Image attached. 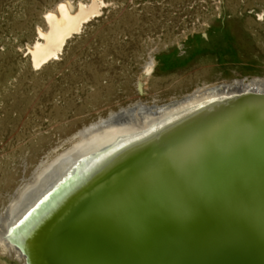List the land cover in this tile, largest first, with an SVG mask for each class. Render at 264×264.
<instances>
[{
    "label": "bare ground",
    "instance_id": "bare-ground-1",
    "mask_svg": "<svg viewBox=\"0 0 264 264\" xmlns=\"http://www.w3.org/2000/svg\"><path fill=\"white\" fill-rule=\"evenodd\" d=\"M104 4L60 0L49 9L48 28L38 26L40 38L27 46L34 66L59 58ZM155 67L151 55L145 74ZM249 94H264V78L207 83L167 103L138 100L85 125L12 196L0 244L22 264H264V139L205 131ZM243 207L251 208L246 221L232 220ZM168 216L193 234L162 229ZM228 216L233 224L219 222ZM245 226L262 244L231 258L226 248ZM191 236L202 239L199 248Z\"/></svg>",
    "mask_w": 264,
    "mask_h": 264
},
{
    "label": "rangeland",
    "instance_id": "rangeland-1",
    "mask_svg": "<svg viewBox=\"0 0 264 264\" xmlns=\"http://www.w3.org/2000/svg\"><path fill=\"white\" fill-rule=\"evenodd\" d=\"M59 1L0 0V216L42 160L111 111L264 78V0H104L59 58L37 68L27 46ZM0 264L22 262L0 244Z\"/></svg>",
    "mask_w": 264,
    "mask_h": 264
},
{
    "label": "water",
    "instance_id": "water-1",
    "mask_svg": "<svg viewBox=\"0 0 264 264\" xmlns=\"http://www.w3.org/2000/svg\"><path fill=\"white\" fill-rule=\"evenodd\" d=\"M236 105L237 106L234 107L232 112H230V111L228 113L226 112L220 118L214 119L215 123L212 122L211 123L212 126L209 127V129L206 128L205 131L207 130L211 133L213 132V133H215L213 135L222 137V134L218 133L217 128L218 127L219 128L225 127L228 130L235 129L232 131H240L239 133H241L244 137L245 136H247L249 138L261 137L262 139H264V94H262V95L249 94L248 96H244L243 98L239 99V101L237 102ZM205 131H203V132H205ZM202 137H203V134L201 135V138ZM255 175L257 176V172ZM197 180H199V179H197ZM211 193H213V191H211ZM212 195H214V194H212ZM183 205H179V207L185 208V203H183ZM258 205L260 208H263V210H264V201L262 204L259 203ZM250 211H251V208L243 207L242 209L239 210L240 213H238L237 208H236L235 213H236L237 217H232V220L235 219V220H238L241 223H243L246 221L245 218H247ZM148 213H149V210H148ZM169 217L170 216H168L165 223L159 224V226H161L162 229L164 227V229L172 231V228L175 229L176 227H178L177 230L184 231V234H187V235L193 234V233L188 234L189 231H188V233L186 232V230H189V229H187L185 227H187V225H189V224H185V226L181 227L180 226L181 220L178 221V220L171 218V217H170L171 218V220H170ZM218 219H219V222L228 221L227 223L233 224L232 221H230L229 216L226 217L225 220H220L221 218H218ZM215 220H216V218L208 219V224L215 227L216 224H213V222ZM145 222L148 223V226L151 228L153 225L152 215H150V216L147 215V220ZM174 223H175V226H174ZM250 231H251V227L245 226V227H243V230H241L239 234H235L233 243H230V244H233L232 248L231 247L226 248L227 252L232 254L231 258H233L235 256V254H237L238 252H241L242 249H243V251H245V247H247L246 251L248 252V253H246V255H250V250L251 249L254 250L251 243H255L259 246L262 244V242L259 240L260 237L257 236L258 233L255 234V237L252 241L250 240V237H249V235L251 233ZM187 238L189 240H191L190 243L191 244L194 243L197 248H199L198 245H201L202 239L196 238L195 236H193V237L191 236V237H187Z\"/></svg>",
    "mask_w": 264,
    "mask_h": 264
},
{
    "label": "built area",
    "instance_id": "built-area-1",
    "mask_svg": "<svg viewBox=\"0 0 264 264\" xmlns=\"http://www.w3.org/2000/svg\"><path fill=\"white\" fill-rule=\"evenodd\" d=\"M213 2L218 6V3H219L218 0H213Z\"/></svg>",
    "mask_w": 264,
    "mask_h": 264
}]
</instances>
